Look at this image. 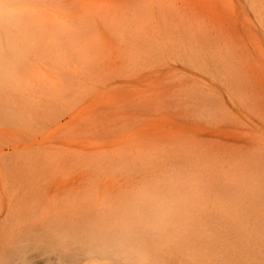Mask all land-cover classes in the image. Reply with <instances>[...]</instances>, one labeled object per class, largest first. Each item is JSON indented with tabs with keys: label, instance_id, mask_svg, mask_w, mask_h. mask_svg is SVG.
<instances>
[{
	"label": "rangeland",
	"instance_id": "374dc122",
	"mask_svg": "<svg viewBox=\"0 0 264 264\" xmlns=\"http://www.w3.org/2000/svg\"><path fill=\"white\" fill-rule=\"evenodd\" d=\"M65 214L103 241L73 255ZM112 239L264 264V0H0V264H116Z\"/></svg>",
	"mask_w": 264,
	"mask_h": 264
},
{
	"label": "bare ground",
	"instance_id": "6f19581e",
	"mask_svg": "<svg viewBox=\"0 0 264 264\" xmlns=\"http://www.w3.org/2000/svg\"><path fill=\"white\" fill-rule=\"evenodd\" d=\"M51 196V195H50ZM57 196V195H56ZM59 196V195H58ZM57 196V197H58ZM66 199V198H65ZM56 201V200H55ZM60 202V201H59ZM59 202H58V204H59ZM57 203V202H56ZM58 204L56 205L58 208H59V210H60V212L63 210H61L60 209V207H63V205L61 206V205H59L58 206ZM61 204V203H60ZM63 204H64V202H63ZM66 204V203H65ZM68 205H69V203H68ZM65 206V205H64ZM65 207H67V206H65ZM82 207V206H81ZM80 207V208H81ZM67 208H70L69 206L67 207ZM67 208H64V211L63 212H61V213H58V217L60 216V218H62L61 216H63V214L64 213H66L67 211H65V209H67ZM71 208H73V206H71ZM69 209V210H71V211H68L69 213H70V215H71V212L73 211L72 209ZM79 207H77L76 209H78ZM84 208V207H83ZM74 209V208H73ZM85 209V208H84ZM90 209V208H89ZM53 210V209H52ZM54 210L56 211V210H58L57 208L55 209L54 208ZM59 210H58V212H59ZM82 208L81 209H79L78 211H79V214L80 215H77L78 213V211H76V212H74V215L73 216H80V217H82L81 215H83V213H82ZM83 211H85V210H83ZM87 211H88V208H87ZM53 212V211H52ZM82 214H81V213ZM89 212V211H88ZM93 212V211H92ZM77 213V214H76ZM54 214V213H53ZM59 214H61V215H59ZM68 214V213H67ZM73 214V213H72ZM86 214V213H85ZM84 214V215H85ZM90 214V212L88 213V215ZM66 215V214H65ZM93 215V214H92ZM72 216V215H71ZM70 216V217H71ZM72 216V217H73ZM54 217H55V220H56V215H54ZM58 217H57V220L56 221H58ZM67 217H69V215H66L65 216V218H66V220H67V222H64V221H66L65 219H60V221H62L61 222V224H59V226H60V231H59V233H67V235H70V236H72L73 238L75 237V240H72V239H68L67 237H64V240H63V238H59V241L60 240H62L63 242V244H65V246H67L68 247V249H71L72 251H73V255H76V257H77V255H79V253H88L87 251H88V248H86V247H88L89 246V244L91 243V242H94L95 240H99V241H103V238H104V232H103V230L101 229V228H93L92 226H91V224L90 223H86V221H85V223H83V225H81V226H79V224L77 223L78 221H80V220H78V217L76 218V220H78V221H76V223H75V221L73 220V221H71V219H70V217L68 218L70 221V223L68 222V219H67ZM79 217V218H80ZM88 217H90V216H88ZM63 218H64V216H63ZM74 217H73V219H75ZM64 220V221H63ZM60 221H58L57 223H59ZM89 221H90V218H89ZM54 224V223H53ZM54 227V226H53ZM52 229V228H51ZM55 229V228H54ZM53 231V230H52ZM55 231H56V229H55ZM57 231V232H58ZM50 233V232H49ZM49 235H51V236H53V234H52V232L49 234ZM58 235V234H57ZM51 236H49L50 238H51ZM116 237H118V236H116ZM119 238V237H118ZM54 240V238H51L50 239V241H53ZM113 240V242H114V244L116 245V246H114V255H115V263L116 264H121V262L119 261L120 259H119V253H120V248H119V243H120V239H112ZM54 242H56V241H54ZM98 242V241H97ZM61 243V244H62ZM77 243H79V244H77ZM102 252V251H101Z\"/></svg>",
	"mask_w": 264,
	"mask_h": 264
}]
</instances>
